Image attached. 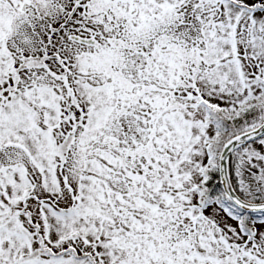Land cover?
Here are the masks:
<instances>
[{
    "label": "snow or ice",
    "instance_id": "snow-or-ice-1",
    "mask_svg": "<svg viewBox=\"0 0 264 264\" xmlns=\"http://www.w3.org/2000/svg\"><path fill=\"white\" fill-rule=\"evenodd\" d=\"M0 264H264V0H0Z\"/></svg>",
    "mask_w": 264,
    "mask_h": 264
}]
</instances>
